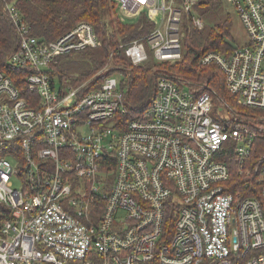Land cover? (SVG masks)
I'll return each instance as SVG.
<instances>
[{
    "label": "built area",
    "instance_id": "built-area-1",
    "mask_svg": "<svg viewBox=\"0 0 264 264\" xmlns=\"http://www.w3.org/2000/svg\"><path fill=\"white\" fill-rule=\"evenodd\" d=\"M112 1L123 23L144 14L155 29L121 42L79 83L80 73L61 80L51 65L101 48L94 26L82 21L42 41L6 5L20 37L8 64L29 72L19 88L0 71V264H264V154L251 160L264 137V0H224L248 40L230 57L201 59L221 68L251 124L232 119L207 86L159 75L149 107L125 129L115 55L135 66L175 63L183 14L199 28L204 21L199 0ZM229 156L243 183L230 182ZM171 199L177 220L166 231Z\"/></svg>",
    "mask_w": 264,
    "mask_h": 264
},
{
    "label": "trees",
    "instance_id": "trees-1",
    "mask_svg": "<svg viewBox=\"0 0 264 264\" xmlns=\"http://www.w3.org/2000/svg\"><path fill=\"white\" fill-rule=\"evenodd\" d=\"M8 3L17 7L29 24L32 35L42 41L54 40L82 21L94 26L102 42V55L107 58L105 61L96 57L94 50H84L59 56L51 65L52 72L61 80L70 78L72 73H80L76 83L86 80L107 64L110 61V54L118 52L116 50L121 42L129 43L143 38L155 29V24L144 14L135 23H123L112 0H0V71L9 75L19 88L26 86L29 70L8 64L9 58L20 47L19 34L6 11ZM225 5L224 0H199L195 10L198 14L201 12L209 16L210 19L209 24L204 23L203 28L193 23L192 14H183L182 58L175 63L150 60L135 66L121 53L115 55L113 63L122 66L125 77L123 88L127 111L117 115V119L122 122L120 129L127 128L131 120L138 118L147 110L156 95L159 75H173L191 80L197 89L200 87L199 84L207 86L217 106L229 105L230 109L229 107L227 109L232 113V119L244 120L251 124L252 110L237 105V98L229 93L226 77L221 68L215 63L208 65L201 63L202 57L210 52L230 57L235 49L243 45H238L232 37L235 20L231 12L227 10L225 15H220ZM106 61L108 62L105 63ZM263 154L264 137L256 140L251 160H257ZM2 155H5L4 152ZM228 162L231 168L230 182L243 183V177L236 169L233 156H229ZM227 191L236 192L232 188H228ZM174 200H170L166 209V231L172 230L177 220ZM0 212H6L1 204Z\"/></svg>",
    "mask_w": 264,
    "mask_h": 264
},
{
    "label": "rangeland",
    "instance_id": "rangeland-1",
    "mask_svg": "<svg viewBox=\"0 0 264 264\" xmlns=\"http://www.w3.org/2000/svg\"><path fill=\"white\" fill-rule=\"evenodd\" d=\"M225 3H226V5L224 7V10L221 11L220 15L221 16L225 15L227 10H229L231 12V14H232V16L234 17V20H235V24H234V27H233V30H232V37L237 42L238 45H242V44L247 42L248 34H247L246 30L244 29L239 17L235 13V11L232 9L231 5L228 4L227 2H225ZM199 15L203 18L204 23L206 25H208L209 24L208 22L210 21L209 16H205L201 12H199ZM94 52H95L96 57H98L102 61H105L107 59V58H104L103 55H102L103 54L102 48L94 49ZM108 61H106L105 63H107ZM76 73H78V72L72 73L71 76H77ZM115 77L118 79L119 82L125 80L124 75L122 76L120 74H116Z\"/></svg>",
    "mask_w": 264,
    "mask_h": 264
}]
</instances>
